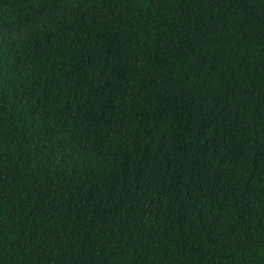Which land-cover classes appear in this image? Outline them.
Listing matches in <instances>:
<instances>
[{
    "label": "trees",
    "instance_id": "trees-1",
    "mask_svg": "<svg viewBox=\"0 0 264 264\" xmlns=\"http://www.w3.org/2000/svg\"><path fill=\"white\" fill-rule=\"evenodd\" d=\"M0 264H264V0H0Z\"/></svg>",
    "mask_w": 264,
    "mask_h": 264
}]
</instances>
